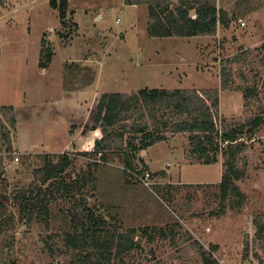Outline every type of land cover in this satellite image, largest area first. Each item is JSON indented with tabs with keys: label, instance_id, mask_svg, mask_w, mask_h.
<instances>
[{
	"label": "rangeland",
	"instance_id": "374dc122",
	"mask_svg": "<svg viewBox=\"0 0 264 264\" xmlns=\"http://www.w3.org/2000/svg\"><path fill=\"white\" fill-rule=\"evenodd\" d=\"M50 1L0 0V107L20 108L19 119L24 121L28 118L25 105L32 108L49 101L50 96L39 91L46 85L84 90L90 96L82 102L80 115L68 122L69 132L68 127L58 130L56 141L61 142L63 134H67L64 144L74 141L73 147L70 143L64 149L56 148L53 135L52 141L48 136L23 152L16 142L21 134L16 119L14 127L9 122L12 114L15 118L14 111L0 109V192L10 197L4 217L13 218L0 231V264L82 262L86 251L66 249L64 244L71 201L60 196L52 200L45 225L44 219L22 220L13 196L37 183L32 169L42 166L45 154H75L69 169L72 175L90 169L92 161L78 154L92 149L87 131L102 93L130 94L144 87L217 89L219 116L227 124L262 114L264 108V0H216L230 19L228 26H218L215 36L188 38L148 36L146 6L126 5L123 0H68L63 26ZM43 38L53 50L46 69L38 66ZM235 56L238 61L227 66L230 88L222 90L220 68ZM241 87H256L258 96L245 103ZM59 97L55 94V99ZM187 146V135L168 134L165 142L149 148L152 168L143 174H158L150 187L124 175L113 157L97 168L95 189L85 196L87 204L102 215L108 210L117 216L123 229L164 230V238L143 239L125 259L127 264H204L201 250L217 264H264V237L256 235L255 226V222L264 225V123L246 141L239 157V167L245 171L236 182L244 194L241 207L220 201L221 156L215 164L191 162ZM139 156L143 161L148 157L145 151ZM137 169H141L138 163ZM166 184L172 186L164 195L157 186ZM101 203L110 207L101 209Z\"/></svg>",
	"mask_w": 264,
	"mask_h": 264
},
{
	"label": "trees",
	"instance_id": "16d2710c",
	"mask_svg": "<svg viewBox=\"0 0 264 264\" xmlns=\"http://www.w3.org/2000/svg\"><path fill=\"white\" fill-rule=\"evenodd\" d=\"M123 2L126 5L146 6L147 35L155 38L215 36L217 27H227L230 20L216 6V0ZM50 5L58 10L61 24L65 26L68 0H51ZM235 16L232 14L231 19H235ZM40 46L38 66L46 69L53 57V50L44 38L41 39ZM238 57L226 60L227 65L220 68L222 90L230 88L231 75L227 66L238 61ZM238 90L245 103L250 96H258L256 87H241ZM0 109L13 112L11 105L1 106ZM261 113L264 114V108ZM262 114L243 122L227 124L219 116L217 89L144 87L130 94L102 93L95 105L89 128L98 136L91 150L78 154L92 161L90 169L72 175L69 169H72L71 156L75 154L61 153L55 157L45 154L42 166L32 169L37 183L13 196L19 216L26 223L33 219H44L47 225L50 202L59 196L66 198L72 202L65 215L68 220V232L64 234L66 249L86 251L80 264H127L125 259L140 247L143 239L153 242L156 236L164 238L165 232L155 226L123 229L117 216L109 214L108 210H104L105 215H102L97 211L98 208L89 206L85 196L95 189L97 168L117 157L122 165V173L133 176L137 181L148 170L139 156L142 151L165 141L168 134H185L188 143L186 153L191 162L210 165L215 164L218 156H221L222 173L217 184L220 201L228 202L232 207H241L244 194L236 182L244 178L245 171L239 167V157L246 150V141L264 123ZM9 122L14 127L13 114L9 117ZM8 145L7 148H10V142ZM137 163L141 165V169H137ZM157 175L151 173L149 179ZM126 183L130 184L127 179ZM89 184L91 185L87 188ZM171 186L172 184H166L157 187L165 195ZM9 201L10 197L0 192V231L11 225L13 220L12 216L4 217L5 205ZM109 207V204H100L101 209ZM255 226L256 235L264 237V225L255 222ZM201 255L204 264H217L209 252L201 250Z\"/></svg>",
	"mask_w": 264,
	"mask_h": 264
},
{
	"label": "crops",
	"instance_id": "0c3cea01",
	"mask_svg": "<svg viewBox=\"0 0 264 264\" xmlns=\"http://www.w3.org/2000/svg\"><path fill=\"white\" fill-rule=\"evenodd\" d=\"M39 86L41 85L39 84ZM39 91H41L42 95L50 96V98L48 97L49 101L47 102L42 101L40 103H37L36 105H33L32 108L30 107V105H25L24 110L25 108H28L26 110H27V114H29V115L26 114L28 118L24 120L25 122L20 121L19 119L20 117L18 110L20 108L13 106V111L15 113V119H16L17 132L21 133L19 135V138H17L16 140L19 149H22L23 152L27 151L26 149L30 147L32 148L37 144H41L42 143L41 140L44 142V139L48 138V136L52 141L53 135L55 140L54 144L56 145V148L60 147L59 149H64L70 143H71V147H73L74 141L69 142L68 144L67 143L64 144L67 141V134L61 135L62 137L61 142H59V140L56 141L58 132H61L58 130L59 128L61 129V127H68L67 131L69 132L70 130L69 125L71 124H69L68 122L75 120V118H73V115L79 114V112L81 111L82 102L87 101V97H89L90 94L84 90L83 91L75 90L73 88L64 89L61 86H58L57 84H53V85L51 84L49 85V87L46 85V87H41ZM55 94L60 96L59 100L55 99ZM59 113L60 116L58 117ZM33 120H36L37 123H33ZM27 122H32V123L27 124ZM67 123L68 125L66 126ZM87 132L89 133V136H91L92 138L91 145L93 146V142L97 138L98 134L92 130H89ZM21 135L23 137L22 139L20 138ZM72 135H73L72 133L69 134V137H72ZM80 137H82V135H80ZM22 141L24 142L23 145L20 144ZM149 148L145 150L146 155L148 157L144 160V164L151 169L152 167L150 163L153 160V156L149 153L150 150ZM53 153H55V151ZM165 173L169 175L167 171H165Z\"/></svg>",
	"mask_w": 264,
	"mask_h": 264
},
{
	"label": "built area",
	"instance_id": "2783aa9c",
	"mask_svg": "<svg viewBox=\"0 0 264 264\" xmlns=\"http://www.w3.org/2000/svg\"><path fill=\"white\" fill-rule=\"evenodd\" d=\"M139 180L147 187L151 184L148 173H145L142 177H139Z\"/></svg>",
	"mask_w": 264,
	"mask_h": 264
},
{
	"label": "water",
	"instance_id": "95a60500",
	"mask_svg": "<svg viewBox=\"0 0 264 264\" xmlns=\"http://www.w3.org/2000/svg\"><path fill=\"white\" fill-rule=\"evenodd\" d=\"M194 17V16H193ZM143 152V151H142Z\"/></svg>",
	"mask_w": 264,
	"mask_h": 264
}]
</instances>
